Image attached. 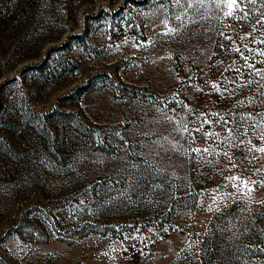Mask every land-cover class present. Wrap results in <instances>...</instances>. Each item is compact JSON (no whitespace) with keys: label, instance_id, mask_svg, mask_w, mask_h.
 I'll return each mask as SVG.
<instances>
[{"label":"rangeland","instance_id":"1","mask_svg":"<svg viewBox=\"0 0 264 264\" xmlns=\"http://www.w3.org/2000/svg\"><path fill=\"white\" fill-rule=\"evenodd\" d=\"M263 213L264 0H0V264H264Z\"/></svg>","mask_w":264,"mask_h":264},{"label":"trees","instance_id":"2","mask_svg":"<svg viewBox=\"0 0 264 264\" xmlns=\"http://www.w3.org/2000/svg\"><path fill=\"white\" fill-rule=\"evenodd\" d=\"M263 215H264V213L262 214L261 217H264ZM258 218H259V216L257 215L255 217V222L251 221V229H252V232H255L258 229H259V232L261 231V229L259 228V224H258ZM260 234H262V233H260ZM235 237H237V236H235ZM261 237H262V235H261ZM207 239H209V234L204 238V241H207ZM231 259L232 260H235L234 263L237 262V259H233V258H231ZM234 263H231V264H234Z\"/></svg>","mask_w":264,"mask_h":264},{"label":"snow or ice","instance_id":"3","mask_svg":"<svg viewBox=\"0 0 264 264\" xmlns=\"http://www.w3.org/2000/svg\"><path fill=\"white\" fill-rule=\"evenodd\" d=\"M232 3H235V0H232Z\"/></svg>","mask_w":264,"mask_h":264}]
</instances>
